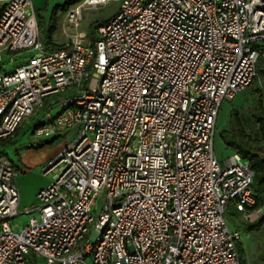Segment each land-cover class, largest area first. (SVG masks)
I'll return each instance as SVG.
<instances>
[{
  "label": "built area",
  "instance_id": "obj_1",
  "mask_svg": "<svg viewBox=\"0 0 264 264\" xmlns=\"http://www.w3.org/2000/svg\"><path fill=\"white\" fill-rule=\"evenodd\" d=\"M108 1L71 5L64 24ZM107 19L95 40L77 32L47 50L31 1L0 0V264H241L242 234L224 211L264 207L250 209L248 159L217 158L213 137L224 99L258 78L264 0H118ZM66 92L30 140L74 136L15 231L17 166L2 142Z\"/></svg>",
  "mask_w": 264,
  "mask_h": 264
},
{
  "label": "rangeland",
  "instance_id": "obj_2",
  "mask_svg": "<svg viewBox=\"0 0 264 264\" xmlns=\"http://www.w3.org/2000/svg\"><path fill=\"white\" fill-rule=\"evenodd\" d=\"M30 1L31 5L36 10L37 20L39 22V35L41 36L43 44H46L49 41L47 34L54 9H56L54 19L57 22V27L51 33L52 41L57 45H63L69 42L71 34L77 32H88V34L91 36V40L96 39L97 35L95 37L93 34L94 27L99 23L105 22L106 18H109L118 8V0H109L103 6H92L91 8H85L82 13L81 22L79 23L78 27L75 28L74 26H66L64 24L63 18L66 12L64 10L62 11L64 0ZM15 65L16 62H8L3 63L1 67L4 71L8 72L14 70ZM259 86H262V90H264V78L262 77L257 78L254 86H252L251 89L239 91L232 99H224V102L217 113L218 116L214 127L215 133L213 137V144L217 158L224 159L226 158V155L232 151V147L220 136V132L222 130L228 129L230 127L229 112L232 108L237 110V113L240 114L244 121L243 128L245 133L248 135V138L246 137L247 139L245 138V140L249 142V145L254 146L264 144V142H261L259 134H256V125L255 122H252L250 114L252 107L257 103V98L264 99V91L258 92L256 90V87ZM66 94L67 92L55 95L54 98L56 99L50 102V106L52 108L37 109V111L39 110L38 113H34V116L32 115L26 118L14 135L16 140L14 145L6 149L8 156L13 159L15 165L17 166V175L14 180L18 195L20 196L18 205L19 214L14 217L11 222L15 231H19L22 224L28 220L29 214H25L24 211L31 205L37 203V192L52 182V174L54 173L50 172L45 174L43 168L47 166V164L37 163L35 158H33L30 162H27L24 165L25 167L20 166L19 155L16 152V147L24 141L30 143L29 138L31 134H27V131L30 128H33L39 122L42 123L46 119L47 115H49L51 118L56 115L61 109L60 105L58 104L60 99L58 98V95L62 97ZM73 136L74 135L72 134H60L59 137L54 139L50 145H42L40 148H38L39 144H32L31 146H33V148H37L36 150L40 154L43 153L44 150L54 148L63 142H68ZM19 148L20 150L23 149L21 146ZM102 198L103 194H95L91 197L88 203V210L92 214H95L98 211ZM260 214L261 212H257V214L252 215L250 218H246L243 214L236 210L234 203H230L224 211L223 215L225 217L228 229H238L242 234V257H244L242 264H264V226H262V228L258 231H245L246 224L254 222ZM26 264L45 263L39 258L35 259L34 256H30Z\"/></svg>",
  "mask_w": 264,
  "mask_h": 264
},
{
  "label": "trees",
  "instance_id": "obj_3",
  "mask_svg": "<svg viewBox=\"0 0 264 264\" xmlns=\"http://www.w3.org/2000/svg\"><path fill=\"white\" fill-rule=\"evenodd\" d=\"M79 1L81 0H64L62 11L63 10L67 11L69 9V6L76 4ZM55 13H56V9H54L52 13L51 21H50L51 23L49 25V30L47 34L49 41L48 43L44 44L45 48L48 50L61 49V48H64V45H65V44L57 45L52 41L51 33L57 27V22L54 19ZM107 20L108 19L106 18V21ZM105 22H102V23H105ZM102 23H99L98 25L94 27L93 34L95 37L97 35L96 34L97 27ZM88 36L91 38L90 34H88ZM256 70H257L258 77L264 78V59H260L258 61V63L256 64ZM256 90L258 92L264 91L262 90V86L256 87ZM45 104L46 103H44V105ZM40 109L42 108L40 107ZM38 111L35 113H38ZM229 114H230V127L228 129L222 130L220 132V136L226 143H228L232 147L233 151L237 152L242 157H245L248 159L249 165L251 169L254 171L252 185H253L254 197L256 201H255V204L252 205L250 209L256 210L259 207H264V144L254 145V146L249 145V142L245 140V138L248 135L245 133V130L243 128L244 121L242 117L240 116V114L237 113V110L235 108H232ZM250 114H251L252 122H255V125H256L255 127L257 128V129L255 128L256 134H259V138L261 142H264V99L257 98V103L252 107ZM39 124L41 123L39 122L33 128L39 126ZM33 128H30L29 130ZM16 132L17 130L15 131V133ZM15 133L10 137V139L3 142L8 147H11L12 145H14L16 141L14 137ZM54 139L40 140L36 144H39L38 148H40V146L42 145L51 144L54 141ZM262 226H264V211L261 212V214L257 217V219L254 222L246 224L245 231L247 232L258 231L262 228ZM238 251H239V256L241 258V264H242V262L244 261V257H242L243 249H242L241 242L238 245Z\"/></svg>",
  "mask_w": 264,
  "mask_h": 264
},
{
  "label": "crops",
  "instance_id": "obj_4",
  "mask_svg": "<svg viewBox=\"0 0 264 264\" xmlns=\"http://www.w3.org/2000/svg\"><path fill=\"white\" fill-rule=\"evenodd\" d=\"M44 103H46V104L45 105L43 104L44 107L41 106V108L48 109L49 108L48 107V102H44ZM50 118L51 117H49V115H47L46 119L41 124H43L46 120H48ZM37 127H39V126H37ZM37 127H35V128H37ZM29 132L31 133L32 132V129L30 131H27V134ZM68 134H72V129H68L67 131H65V134L64 135H68ZM54 138L56 139L57 137H44V138H41V139H39L37 141L30 140V143H27V141H24L20 145H18L16 147L17 149L16 148L15 149H16V152L19 155L20 166L25 167L24 165L27 162H30L33 158H35L37 160V163H46L47 164L54 157V155L59 151L58 149L62 145H64V143H66V142H63V143H61L60 145H58V146H56L54 148H51V149L49 148L48 150H44V152L43 153H40V154L38 153V151L36 150V148H33V146H31V145L38 143L40 140L54 139ZM29 139H31V138H29ZM20 146L23 149L20 150V148H19ZM52 176H53V174H52ZM30 256H32V255H30ZM35 259H37V258H35Z\"/></svg>",
  "mask_w": 264,
  "mask_h": 264
}]
</instances>
